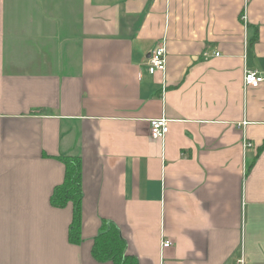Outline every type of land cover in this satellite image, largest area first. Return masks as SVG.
<instances>
[{"label":"crops","instance_id":"0c3cea01","mask_svg":"<svg viewBox=\"0 0 264 264\" xmlns=\"http://www.w3.org/2000/svg\"><path fill=\"white\" fill-rule=\"evenodd\" d=\"M160 43L164 77L144 67ZM245 70L264 73V0H0V264H111L91 254L103 221L137 264H264ZM59 156L81 159L78 245L50 204Z\"/></svg>","mask_w":264,"mask_h":264},{"label":"trees","instance_id":"16d2710c","mask_svg":"<svg viewBox=\"0 0 264 264\" xmlns=\"http://www.w3.org/2000/svg\"><path fill=\"white\" fill-rule=\"evenodd\" d=\"M257 149L258 156L264 149V141ZM56 159L64 166V177L62 183L54 187L50 196V204L58 209L65 208L68 204L71 205L72 219L68 240L71 244L78 245L81 242V204L83 197L81 159L77 156H59ZM254 161L255 159L252 160L251 165ZM125 248V241L119 229L113 223L103 221L100 232L93 239L92 257L100 263L137 264L134 257L126 254Z\"/></svg>","mask_w":264,"mask_h":264},{"label":"built area","instance_id":"2783aa9c","mask_svg":"<svg viewBox=\"0 0 264 264\" xmlns=\"http://www.w3.org/2000/svg\"><path fill=\"white\" fill-rule=\"evenodd\" d=\"M145 70L150 75H161L164 77L166 71V50L163 43H160L148 56L144 65ZM264 82V73L253 70H245L243 83L244 87L257 88ZM168 132V121L165 118H157L150 121V137L163 140ZM246 143V148H247ZM169 241H162L161 249L170 247ZM160 264H166L161 257Z\"/></svg>","mask_w":264,"mask_h":264}]
</instances>
